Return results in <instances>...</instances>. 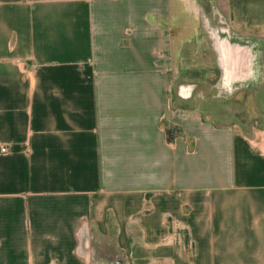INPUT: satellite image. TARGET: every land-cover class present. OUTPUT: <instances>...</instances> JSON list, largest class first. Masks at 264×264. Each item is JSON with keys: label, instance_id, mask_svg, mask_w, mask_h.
Masks as SVG:
<instances>
[{"label": "crops", "instance_id": "0c3cea01", "mask_svg": "<svg viewBox=\"0 0 264 264\" xmlns=\"http://www.w3.org/2000/svg\"><path fill=\"white\" fill-rule=\"evenodd\" d=\"M205 5L249 81L264 0H0V264H105L94 232L109 264H264V123L210 121L186 88Z\"/></svg>", "mask_w": 264, "mask_h": 264}, {"label": "rangeland", "instance_id": "374dc122", "mask_svg": "<svg viewBox=\"0 0 264 264\" xmlns=\"http://www.w3.org/2000/svg\"><path fill=\"white\" fill-rule=\"evenodd\" d=\"M209 12L206 5L201 10L197 9V14L200 16V40L190 46L185 54L186 64L198 63L200 67L191 66V78L189 83L186 82V88L188 86L190 88L188 94L192 95L191 102L201 107L204 116L215 123H236L246 128L255 127L258 124L260 127L264 123V82H256L255 74L257 70L260 72L264 70L263 67L257 66L259 60L262 65V58L258 60L255 57L252 60L251 55L256 51V46H251L248 72L253 77L249 76L247 82L237 83L234 78L230 79L229 75L225 76V66L222 65L224 63L215 56L213 48L216 47V42L222 39L231 40L235 37L227 24L224 9L214 8L210 18L207 16ZM197 69L206 73L200 74ZM184 78H186L185 75ZM92 235L96 259L103 262L102 257L109 256L106 261L104 260L105 264L113 262V256H116L118 251L112 232L106 236L98 232Z\"/></svg>", "mask_w": 264, "mask_h": 264}, {"label": "built area", "instance_id": "2783aa9c", "mask_svg": "<svg viewBox=\"0 0 264 264\" xmlns=\"http://www.w3.org/2000/svg\"><path fill=\"white\" fill-rule=\"evenodd\" d=\"M1 153H5L6 152V148H0Z\"/></svg>", "mask_w": 264, "mask_h": 264}, {"label": "trees", "instance_id": "16d2710c", "mask_svg": "<svg viewBox=\"0 0 264 264\" xmlns=\"http://www.w3.org/2000/svg\"><path fill=\"white\" fill-rule=\"evenodd\" d=\"M172 139V135L170 132H168V140H171Z\"/></svg>", "mask_w": 264, "mask_h": 264}]
</instances>
